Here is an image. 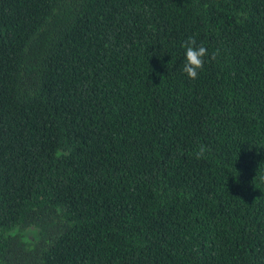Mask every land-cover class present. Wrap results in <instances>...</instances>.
<instances>
[{
    "label": "trees",
    "instance_id": "1",
    "mask_svg": "<svg viewBox=\"0 0 264 264\" xmlns=\"http://www.w3.org/2000/svg\"><path fill=\"white\" fill-rule=\"evenodd\" d=\"M0 264H264V0H0Z\"/></svg>",
    "mask_w": 264,
    "mask_h": 264
},
{
    "label": "clouds",
    "instance_id": "2",
    "mask_svg": "<svg viewBox=\"0 0 264 264\" xmlns=\"http://www.w3.org/2000/svg\"><path fill=\"white\" fill-rule=\"evenodd\" d=\"M181 46L185 50L183 72L188 79L196 80L204 69L205 58L209 57L208 49L202 43L198 45L194 36L188 37ZM215 57L216 53L214 52L209 58L215 59ZM205 151L207 149L201 146L200 150L196 153V158H201Z\"/></svg>",
    "mask_w": 264,
    "mask_h": 264
}]
</instances>
